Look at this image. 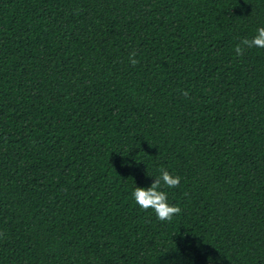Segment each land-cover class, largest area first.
Masks as SVG:
<instances>
[{
	"label": "trees",
	"instance_id": "1",
	"mask_svg": "<svg viewBox=\"0 0 264 264\" xmlns=\"http://www.w3.org/2000/svg\"><path fill=\"white\" fill-rule=\"evenodd\" d=\"M261 26L264 0H0V264H264V49L234 52ZM161 168L171 222L131 196Z\"/></svg>",
	"mask_w": 264,
	"mask_h": 264
},
{
	"label": "clouds",
	"instance_id": "2",
	"mask_svg": "<svg viewBox=\"0 0 264 264\" xmlns=\"http://www.w3.org/2000/svg\"><path fill=\"white\" fill-rule=\"evenodd\" d=\"M251 49H264V26L258 27L251 38L240 39L235 45L234 52L239 57ZM136 56L135 50L129 53L128 62L132 66L139 62ZM182 94L185 97L188 96L187 91H183ZM180 180L181 178L178 175H172L166 169L161 168L159 169V176L155 177L154 182L149 187L135 186L131 193L132 199L142 210L151 209L158 220L171 222L175 216L181 213V208L169 204L168 194L163 188L179 187ZM0 238H6L3 232H0Z\"/></svg>",
	"mask_w": 264,
	"mask_h": 264
}]
</instances>
